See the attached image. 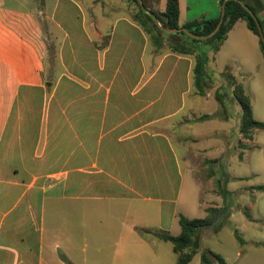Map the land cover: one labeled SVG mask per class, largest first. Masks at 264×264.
<instances>
[{
  "label": "crops",
  "instance_id": "obj_1",
  "mask_svg": "<svg viewBox=\"0 0 264 264\" xmlns=\"http://www.w3.org/2000/svg\"><path fill=\"white\" fill-rule=\"evenodd\" d=\"M77 1L44 0L36 10L0 0V264H168L170 252L158 244L168 242L156 234L172 235L179 215L187 217L179 204L190 173L161 126L192 110L194 60L169 51L156 57L127 15L89 24ZM143 2L159 12L166 4ZM221 2L179 0V24L218 18ZM226 47L237 62L246 48L260 50L241 20L214 62ZM219 107L227 118L206 113L209 133L231 121L217 93L214 112ZM239 113L236 144L228 140L208 161L221 191L219 172L241 149ZM70 200L75 212L83 206L89 232L65 231L81 223L59 213ZM103 209L105 229L91 231Z\"/></svg>",
  "mask_w": 264,
  "mask_h": 264
},
{
  "label": "rangeland",
  "instance_id": "obj_2",
  "mask_svg": "<svg viewBox=\"0 0 264 264\" xmlns=\"http://www.w3.org/2000/svg\"><path fill=\"white\" fill-rule=\"evenodd\" d=\"M5 1L7 4L15 5L17 0ZM90 1H77L82 9L87 10L86 17L89 24L109 20L115 15L131 17L135 8L128 4L127 0H95L91 4L93 7L90 6ZM20 2L28 7L35 6L36 9L37 5L34 0H20ZM92 28L94 29L95 26ZM150 47L155 49L151 42ZM208 47V45H203L201 49L205 51ZM246 49L241 52L239 62L228 58V47L222 49L216 62L213 60L214 55L211 54L206 69L211 83L207 85L206 96H199L193 88L187 100L188 103H194L192 110L161 126V129L174 141L172 146L176 155L181 158V167L188 169L190 173L185 175L179 204L180 212L189 218H204L206 209L213 208L215 205L223 204L229 210V218L217 232L207 228L201 233V249L221 256L227 264H261L258 258L264 256V191L251 189L254 186L264 185V131L254 130L252 132L253 144L241 136L240 141L244 145L243 148L236 149L232 161L228 159L226 168L220 170V179L225 181V172H227L229 182L226 185L232 191L231 193L224 196L220 193V188L211 178V165L208 163L228 148V140L236 144L233 130H236L238 126L240 107L233 99L229 85L225 84L227 81L222 73L226 67L230 68L236 82L245 90L255 118L264 122V59H262L260 50ZM166 51L168 50L164 46L157 51L155 56ZM246 71H250V75L246 74ZM249 90L254 95L250 94ZM217 93L221 97L231 121H225L224 125L216 127L214 133H209L211 122L207 119L200 120L202 116L213 111L212 116H216L219 120L227 118L226 111L220 107L214 112ZM73 203L72 200L64 201L63 205H60L59 213L67 217L77 215L81 217V223L74 219V224L63 225L67 227L65 231L81 234L89 232L91 224L82 221L85 217V212L81 209L83 206L80 205V209L77 208L79 212H75ZM244 211L254 219L252 222L246 219ZM50 213L53 214L52 208ZM107 213L104 209L97 212L98 219H96L97 222L92 223L91 231H100L104 228L105 223L101 224L98 221H101V217ZM179 230L180 226L177 225L176 229L172 231V235L179 233ZM235 230L245 241V244H240L235 238ZM142 231L140 230L141 234ZM158 244L169 250L172 259L168 264H177V256L171 252V244ZM156 251L157 253L154 252L156 255L161 252L158 249ZM201 251L193 257L189 264H201ZM246 253L249 255H245ZM83 257L85 255L82 254L81 259Z\"/></svg>",
  "mask_w": 264,
  "mask_h": 264
},
{
  "label": "trees",
  "instance_id": "obj_3",
  "mask_svg": "<svg viewBox=\"0 0 264 264\" xmlns=\"http://www.w3.org/2000/svg\"><path fill=\"white\" fill-rule=\"evenodd\" d=\"M37 8L42 9L44 0H34ZM244 3L256 16L262 28H264V0H240ZM128 4L135 6L131 19L136 23L147 35L153 46L160 50L164 46L167 50L175 55L191 57L194 60L193 69V84L197 94L201 97L206 96L207 85L210 83V78L206 72V66L209 62L208 54L216 53L220 50L222 44L227 39L228 33L232 30L237 21H244L248 30L258 38L259 49L264 59V42H262L255 21L251 15L236 1L222 0L225 2L223 23L219 31L208 40H195L187 36L183 31L175 34H169L160 30L154 21L142 12L137 0H127ZM146 9L150 10L158 18V21L164 29H186L190 33L197 36H206L210 34L217 26L220 16L216 19H200L192 22H187L184 25L179 24V0H166L165 8L162 12L152 10L144 3ZM102 47L107 45L108 38L105 39ZM203 45H208L205 51L201 49ZM231 89L233 99L237 102L241 110L240 128L241 136L247 141L252 140V132L254 130L264 131V122L258 121L254 117L250 100L248 99L243 87L235 82L234 77L230 72V68L226 67L222 73ZM209 116H202L200 120H205ZM240 148H243L242 141L238 143ZM223 169V168H222ZM224 171V170H223ZM222 171V172H223ZM226 174V173H225ZM226 181L221 184L220 193L224 196L229 194L225 187L229 182L228 176H225ZM259 191H264V185L252 187ZM248 221H252L251 216L244 211ZM229 210L223 206L221 208H207L204 218L189 219L179 215L180 233L177 236H172L167 232L157 233L156 236L163 242H168L172 246L173 252L177 255V264H189L193 257L201 251V233L203 230L210 228L217 232L229 218ZM142 231V234H145ZM234 236L240 244H245V241L239 236L238 232L234 231ZM61 259L65 262L68 260L61 255ZM201 264H227L226 261L219 255L207 250H202L200 254Z\"/></svg>",
  "mask_w": 264,
  "mask_h": 264
},
{
  "label": "water",
  "instance_id": "obj_4",
  "mask_svg": "<svg viewBox=\"0 0 264 264\" xmlns=\"http://www.w3.org/2000/svg\"><path fill=\"white\" fill-rule=\"evenodd\" d=\"M226 1H228V0H225V2ZM233 1H236L239 4H241V6L251 15V17L253 18V20L256 23V26H257V29H258V32H259V36H260L262 42H264V28L261 27V25H260L259 21L257 20L256 16L240 0H233ZM137 2L139 4L140 9L142 10V12H144L145 14H147L148 16H150V18L154 21L155 25L160 30H162L163 32L169 33V34H175V33L179 32V31H183L187 36H189L192 39L204 41V40H208V39L212 38L219 31V29H220V27H221V25L223 23L225 2L222 4L221 13H220V20H219L217 26L215 27V29L210 34H208L206 36H197V35H194V34L190 33L189 31H187L186 29H183V28L180 29V30H176V29H172V30L164 29L163 27H161V25H160V23L158 21L157 16L155 14H153L150 10H148V9L145 8L143 0H137Z\"/></svg>",
  "mask_w": 264,
  "mask_h": 264
}]
</instances>
